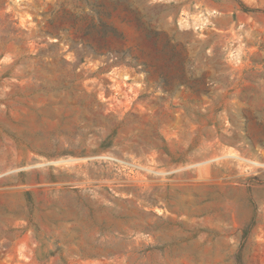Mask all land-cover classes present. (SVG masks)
Here are the masks:
<instances>
[{"label": "rangeland", "instance_id": "1", "mask_svg": "<svg viewBox=\"0 0 264 264\" xmlns=\"http://www.w3.org/2000/svg\"><path fill=\"white\" fill-rule=\"evenodd\" d=\"M0 264H264V0H0Z\"/></svg>", "mask_w": 264, "mask_h": 264}, {"label": "trees", "instance_id": "2", "mask_svg": "<svg viewBox=\"0 0 264 264\" xmlns=\"http://www.w3.org/2000/svg\"><path fill=\"white\" fill-rule=\"evenodd\" d=\"M242 6L245 8L244 5H242ZM97 24H98L99 26H105V23H103L102 21H99ZM28 195H29V193H28Z\"/></svg>", "mask_w": 264, "mask_h": 264}]
</instances>
